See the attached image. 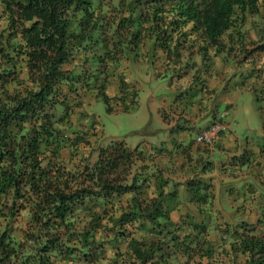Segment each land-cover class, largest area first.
Instances as JSON below:
<instances>
[{"label": "trees", "instance_id": "1", "mask_svg": "<svg viewBox=\"0 0 264 264\" xmlns=\"http://www.w3.org/2000/svg\"><path fill=\"white\" fill-rule=\"evenodd\" d=\"M263 18L264 0H0V264H264V187L245 182L215 204V155L252 175L263 164L229 129L211 145L170 134L130 149L97 144L96 119L78 122L87 94L107 112L137 107L131 62L150 60L164 76L183 51L207 59L264 30ZM85 145L98 146L95 161L73 162ZM176 165L183 181L165 174Z\"/></svg>", "mask_w": 264, "mask_h": 264}, {"label": "rangeland", "instance_id": "2", "mask_svg": "<svg viewBox=\"0 0 264 264\" xmlns=\"http://www.w3.org/2000/svg\"><path fill=\"white\" fill-rule=\"evenodd\" d=\"M260 26H264V18ZM262 32L264 30L260 27L250 28L244 42L234 45L233 48H230L231 44L225 40L224 51L216 53L214 48H210L207 59H202L197 49L185 50L176 64L171 62L174 71L170 72V67L165 71L169 72L164 76L156 75L159 65L150 60L139 59L131 62L126 71L129 82L137 89V107L130 111L107 112L101 97L96 99L87 94L83 98L85 104L78 109V113H84L78 122L90 125L93 119L97 120L102 131V137L99 135L95 138L97 144L108 145L112 140L117 139L123 140L125 145L132 149L138 144L142 148L147 143H163L170 134L177 141L181 140L187 144L195 139L198 131L204 129L211 120L215 121L213 116L218 117L223 113L227 129L237 139L238 148L249 149L252 159L263 161V164L258 165V171L252 175L248 169L232 171L231 166L234 165L231 158L227 161L225 166L227 168H224L220 163L227 156L215 155L213 160L216 161V166L212 174L215 178L216 206L220 204L219 198L230 192L232 187H242L248 182L254 183L257 188H262L264 187V127L262 126L264 118L258 110L262 107L260 110L263 111L264 116V50L258 49L259 44L264 41V36L261 37ZM183 68L185 72H181ZM178 72H181V78L177 77ZM194 75L204 82V91L200 90L199 80L195 83ZM244 81H246L245 86ZM190 82L195 83V86L188 88L183 94L179 93V90ZM107 94L114 95L115 86H109ZM185 105L187 108H184ZM182 108L185 113L179 111ZM176 115L183 116L176 118ZM180 124L186 127L175 131L169 128L172 125L173 130ZM234 145L233 142L227 148L235 150ZM93 147L98 146H82L78 154L74 155L73 162L83 157L87 158L86 161L94 162L97 154ZM180 152L182 151L178 148L172 155L177 162H180L178 159L182 156L178 154ZM63 154L67 155L66 150ZM165 159L164 156L152 157L153 162H157L159 167ZM145 162L152 166V161L145 159ZM139 163L140 161L137 162ZM165 174L176 181H183L187 177L178 165L165 171ZM236 189L238 190L231 193L234 194L231 196V201L235 205H240L245 191L241 188ZM246 206L250 207L251 204L247 202ZM257 215L250 210L247 218L254 221Z\"/></svg>", "mask_w": 264, "mask_h": 264}, {"label": "built area", "instance_id": "3", "mask_svg": "<svg viewBox=\"0 0 264 264\" xmlns=\"http://www.w3.org/2000/svg\"><path fill=\"white\" fill-rule=\"evenodd\" d=\"M227 128V125L221 121L215 120L209 127L202 129L195 137L196 144H209L211 145L217 133Z\"/></svg>", "mask_w": 264, "mask_h": 264}, {"label": "crops", "instance_id": "4", "mask_svg": "<svg viewBox=\"0 0 264 264\" xmlns=\"http://www.w3.org/2000/svg\"><path fill=\"white\" fill-rule=\"evenodd\" d=\"M209 124V123H208Z\"/></svg>", "mask_w": 264, "mask_h": 264}]
</instances>
